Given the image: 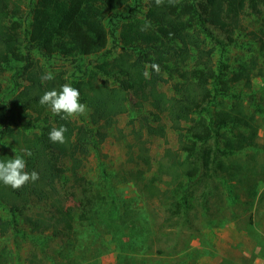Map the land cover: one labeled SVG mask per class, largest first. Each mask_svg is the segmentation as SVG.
I'll list each match as a JSON object with an SVG mask.
<instances>
[{"label": "trees", "instance_id": "trees-1", "mask_svg": "<svg viewBox=\"0 0 264 264\" xmlns=\"http://www.w3.org/2000/svg\"><path fill=\"white\" fill-rule=\"evenodd\" d=\"M129 1L30 0L25 12L21 0H0V77L13 67L26 81L11 99L2 96L0 90L1 136L17 138L19 131L10 125L16 118L23 120L35 115V120L44 122L40 135L29 140L25 135L23 139L22 150L30 149L33 155L28 157L22 150L19 153L26 160L25 171L35 170L39 179L19 189L0 182V198L10 204L13 215L18 208L40 206L43 211L37 217H27L33 234L55 238L73 234L76 205L71 200L77 194L78 187L74 186L82 185L84 180L77 171L81 163L79 154L96 143V135H103L73 118L61 119L39 103L46 91H59L64 84L77 88L80 102L93 107L96 117L110 124L116 114L128 108L125 101L129 95L152 101L180 129V149L188 163L185 174L191 182L217 172L226 194L233 200L240 199L241 189L250 197L258 193V178L264 175V165L250 168L242 160L233 159L254 146L258 136L254 114L248 111L241 94L233 90L241 82L252 88L254 68L241 64L238 69H230L222 61L216 72L210 64L215 49L206 50L202 44L206 38L214 41L220 46L223 59L227 44L237 41L232 33L242 27V15L247 8L261 13L264 0H164L161 6L148 0L145 11L139 7L140 0H135L126 13L118 12ZM142 28L146 30L141 31ZM215 30L228 33V41ZM249 33L254 40H262L259 32ZM109 36L114 45L122 47L116 56L98 62L95 69H82V75L74 79H68L64 71L55 73L53 80L41 82L46 71L34 61V51L47 59L60 56L83 60L106 51ZM203 56H207V61L200 66ZM190 59H195L192 67ZM153 64L159 66L158 72L151 67ZM254 64L257 66L256 61ZM146 70L150 74L148 79L144 76ZM100 75L113 78L116 86L100 81ZM176 76L179 80L172 85L175 95L167 96L158 90L160 82H170ZM261 110L264 112V107ZM61 125L68 129L64 134L66 142H51L49 132ZM146 125L151 132H165L161 123ZM68 158L74 161V191L69 190L64 165ZM0 161H8L1 152ZM232 184L238 187L234 190ZM144 186L151 190L150 183ZM187 192L188 188L183 189L181 202L175 203L178 207L190 208ZM10 223L11 220L0 218L1 233L8 232Z\"/></svg>", "mask_w": 264, "mask_h": 264}, {"label": "rangeland", "instance_id": "rangeland-1", "mask_svg": "<svg viewBox=\"0 0 264 264\" xmlns=\"http://www.w3.org/2000/svg\"><path fill=\"white\" fill-rule=\"evenodd\" d=\"M29 1L21 0L25 12ZM147 1L139 2L143 11ZM134 3L130 0L118 12L126 13ZM105 21L109 28L108 19ZM241 25L232 33L237 41L227 44L223 59L220 46L211 39L206 38L202 47H214L210 64L216 72L222 61L230 69H238L241 64L254 68L252 88L241 82L233 90L241 94L248 111L254 114L258 136L254 146L233 159L259 168L264 165V10L258 14L247 8ZM251 30L259 32L262 40H254ZM215 33L228 41V33ZM121 50V45H114L109 36L106 51L83 60L60 56L47 59L36 51L33 57L46 72L65 71L71 80L82 75V69H95L98 62ZM203 61H207V56L201 58L200 66H204ZM194 64L195 59H190L189 67ZM99 80L116 86L111 77L100 75ZM178 80L176 76L170 82H160L157 88L173 96L172 85ZM25 83L22 74L10 67L0 77L1 95L11 99ZM125 102L128 108L116 114L111 124L98 119L88 104L84 115L72 117L103 135H96V143L79 154L77 171L84 180L82 185L74 186L78 187L71 200L76 205V222L70 237L31 233L27 217H37L43 211L40 206H23L13 215L10 204L0 198V218L11 220L8 232L0 231V264H252L257 253L264 255V175L258 178L255 197L241 189L240 199L236 200L226 194L217 172L191 182L185 174L188 163L180 149V129L174 127L167 112L152 101H140L133 95ZM146 123H161L165 132H151ZM10 125L19 131L17 138L0 133V152L8 160L20 156L25 135L29 140L41 134L44 122L35 120L34 115L23 120L16 118ZM73 164L68 158L64 165L69 190L74 191ZM146 182L151 184V190H145ZM233 186L232 189L238 187ZM186 188L188 209L175 204L181 202Z\"/></svg>", "mask_w": 264, "mask_h": 264}, {"label": "clouds", "instance_id": "clouds-1", "mask_svg": "<svg viewBox=\"0 0 264 264\" xmlns=\"http://www.w3.org/2000/svg\"><path fill=\"white\" fill-rule=\"evenodd\" d=\"M164 0H155L157 6H161ZM171 2V0H170ZM146 30L142 28L141 31ZM157 72L159 66L151 65ZM146 79L150 78L149 72H144ZM54 79V74L51 71L46 72L41 76V82L50 81ZM42 106H48L53 115L60 116L61 119L67 120L72 117L84 115L87 111V105L80 102V92L77 88L70 84L62 85L61 89L46 91L39 100ZM68 131L67 127L61 125L56 128L53 127L49 132V140L53 143L63 144L66 142L65 133ZM24 155L31 157L33 155L30 149L22 150ZM26 160L23 156H15L7 162L0 161V182L4 185L10 186L12 189H19L29 181L35 182L39 179V174L33 170L32 172L25 171Z\"/></svg>", "mask_w": 264, "mask_h": 264}, {"label": "crops", "instance_id": "crops-1", "mask_svg": "<svg viewBox=\"0 0 264 264\" xmlns=\"http://www.w3.org/2000/svg\"><path fill=\"white\" fill-rule=\"evenodd\" d=\"M264 255L260 254V253H257V256L255 258V260L253 261L252 264H259L261 262V259Z\"/></svg>", "mask_w": 264, "mask_h": 264}, {"label": "built area", "instance_id": "built-area-1", "mask_svg": "<svg viewBox=\"0 0 264 264\" xmlns=\"http://www.w3.org/2000/svg\"><path fill=\"white\" fill-rule=\"evenodd\" d=\"M259 264H264V256L261 259V262Z\"/></svg>", "mask_w": 264, "mask_h": 264}]
</instances>
